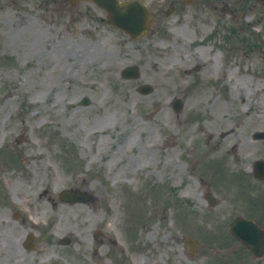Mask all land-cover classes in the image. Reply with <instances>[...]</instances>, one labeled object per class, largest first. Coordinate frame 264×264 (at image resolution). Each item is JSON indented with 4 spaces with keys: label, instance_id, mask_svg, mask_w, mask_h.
Segmentation results:
<instances>
[{
    "label": "rangeland",
    "instance_id": "374dc122",
    "mask_svg": "<svg viewBox=\"0 0 264 264\" xmlns=\"http://www.w3.org/2000/svg\"><path fill=\"white\" fill-rule=\"evenodd\" d=\"M8 14L0 13V264H166L168 257L186 264L179 252L186 235L198 241L191 264H205V252L264 264L249 260L222 225L232 210L224 166L206 169L207 154L231 161L225 129L231 141H245L225 169L264 154V142L248 147L252 130L264 127V28L241 26L239 16L233 24L243 40L229 39L226 18L215 33V16L185 7L161 19L160 33L130 40L103 20L53 18L42 7L34 18ZM197 62L201 70L188 72ZM130 64L139 66L136 80L119 75ZM140 82L153 91L137 92ZM83 96L89 104L77 105ZM173 97L182 99L177 115ZM27 153L36 157L28 161ZM63 188L95 199L61 201ZM207 191L218 197L213 205ZM12 206L20 207L18 224ZM182 214L193 227L180 223ZM29 231L35 245L25 249Z\"/></svg>",
    "mask_w": 264,
    "mask_h": 264
},
{
    "label": "flooded vegetation",
    "instance_id": "af4514ba",
    "mask_svg": "<svg viewBox=\"0 0 264 264\" xmlns=\"http://www.w3.org/2000/svg\"><path fill=\"white\" fill-rule=\"evenodd\" d=\"M140 2L150 5L155 20L154 27L159 29L160 19L164 17V14L180 16L185 7L206 11L213 14L218 21H221L229 11L228 0H140ZM160 2L162 3L160 4ZM90 5H93V8L96 7L91 1L85 0H0V13H9L7 18H21L20 14L22 13H27L29 17L34 18L36 7L37 9L42 7L45 11L50 10L51 17H69L70 20L81 17H88L92 20L105 17V11L99 8L102 12L96 13L90 9ZM63 24L68 27V24ZM254 180L251 183L247 182L246 187L242 188V193L247 191L248 199L253 202L251 209L243 210L242 213L250 216L261 227H264V184L262 187L260 186L264 182ZM258 199H263V202L258 201Z\"/></svg>",
    "mask_w": 264,
    "mask_h": 264
},
{
    "label": "water",
    "instance_id": "95a60500",
    "mask_svg": "<svg viewBox=\"0 0 264 264\" xmlns=\"http://www.w3.org/2000/svg\"><path fill=\"white\" fill-rule=\"evenodd\" d=\"M101 5H103L104 7H106L108 9V11L110 12V20L112 22H116L117 24L124 26L122 24L126 23V18L123 17L122 19L117 17L116 14L118 13H126L127 11L133 9V11H138L139 8L137 5L135 4H125L123 3L122 6H120V3H117L115 0H103L101 3ZM130 72H136V68L132 67V68H126L124 70V74L130 73Z\"/></svg>",
    "mask_w": 264,
    "mask_h": 264
},
{
    "label": "bare ground",
    "instance_id": "6f19581e",
    "mask_svg": "<svg viewBox=\"0 0 264 264\" xmlns=\"http://www.w3.org/2000/svg\"><path fill=\"white\" fill-rule=\"evenodd\" d=\"M155 101L157 102V104H158V106H159V111H160V112H164V108H166V106L160 102V97H158ZM167 111H168V109H167ZM167 111H165V112H167ZM23 135H24V134H23ZM169 142L172 143V144H174V143H175V140H174V139H171V140H169ZM34 157H36V155L27 153V159H28V161H30V160H31L32 158H34ZM54 181H55V180H54ZM46 192H48V187H46V188L44 189V193H46ZM74 206L77 207V208L79 209V206H78V205H74ZM75 207H73V209L76 210ZM63 210H64L65 214H68L67 211H66V209H63ZM76 211H77V210H76ZM31 220H32V219H31ZM32 222L34 223L35 221L32 220Z\"/></svg>",
    "mask_w": 264,
    "mask_h": 264
}]
</instances>
